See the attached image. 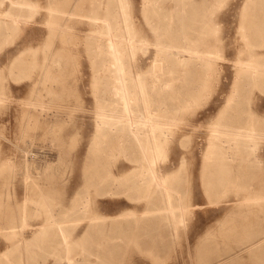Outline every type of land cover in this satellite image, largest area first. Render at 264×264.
<instances>
[{
    "label": "rangeland",
    "instance_id": "rangeland-1",
    "mask_svg": "<svg viewBox=\"0 0 264 264\" xmlns=\"http://www.w3.org/2000/svg\"><path fill=\"white\" fill-rule=\"evenodd\" d=\"M24 1L31 4L17 10L21 21L0 37V264H55V260L60 261V256L64 254L59 250L65 249L59 246L57 225L51 222L65 220V226L72 234L71 239L78 242L88 228V219L117 213L125 228L128 221L132 220L129 210L135 209L140 213L147 208L148 201L142 198V194L134 191L125 190L126 194L107 195L85 181L84 171L90 161L89 151L98 133L97 114L111 103L109 95L104 94L106 87L103 85L106 73L102 69L107 67V57L97 54L99 42L89 38L93 33V26L89 23L90 19L84 8L90 4L98 5L99 8V0H80L77 10L66 13H62V10L73 8L76 0H70V6L65 5V0H59L60 26L56 31H53V23L49 21V7L53 5V0ZM102 2L105 4L106 0ZM145 2L146 0H125L124 18L129 19L139 36H144V44L136 47L133 63L139 65L135 67V75L140 67L141 73L148 77L158 50L156 40L154 44V20L157 19V14L146 15ZM245 2L246 0H217L211 15L207 17L218 22L220 36L223 37L222 45L212 49L218 70L209 72V77L205 75V71L197 68L194 74L199 76L198 82L188 86L185 82L192 67H188L184 61L179 64L172 59L169 64L166 63L164 76L175 85L168 94L169 115L174 112L173 107L182 106L183 110H179V116L171 120V142L164 148L166 151L162 150V155L166 156L164 164L168 165V172L177 169L181 158L186 157V170L180 177L187 178V182L180 184L176 192L182 197L181 201L175 200L176 205L185 204L186 210L178 216L177 223L173 226L162 221L158 229H152L154 226L148 224L147 228L144 227L142 238H138V244L135 229L132 228L133 243L127 244L126 235L130 234L127 232L129 230H119L112 221L95 219L98 230L95 228L96 232L92 231L90 240L79 245L82 249L75 246V243L71 249L74 250L73 253L78 251L79 255L76 256L84 264L104 261L103 264H213L217 258L225 256L223 250L231 244L234 246L230 250H245L246 244L238 246V243H233L232 238L226 237L234 233L245 235L252 232L250 228L253 229L255 225L247 230L240 231L238 228L232 232L230 228L233 225L235 227L243 221L257 220L263 223L264 228V205L257 200L264 195V171L242 175L232 169L217 174L203 167L211 129L218 122V112L233 89L236 78L234 75L238 68L236 60L240 56V49L244 47L240 25ZM103 11L102 7L100 12ZM96 20L97 18L93 21ZM26 47L30 48L29 56L11 66L12 59ZM58 52L59 79L39 76L40 71L44 74L42 65L46 55L52 60ZM46 83L49 86L52 84V91L55 94L58 91L59 96L49 95ZM190 95L196 96L195 102L192 101L189 105L176 102L177 98ZM248 106L253 109L261 107L259 118L264 121V86L254 88ZM44 122L46 125H43ZM262 129L264 133V127ZM256 143L258 153L255 154L262 157V162L258 161V164L264 166V134ZM96 146L98 149L101 147L99 144ZM128 151L102 148L97 154L103 158L105 169L109 167L119 175L138 165ZM215 178L231 181L229 184L212 183ZM245 178L248 181L246 183L236 181H243ZM217 185L220 186L219 190L208 191V187ZM241 192H244L243 196ZM74 197L77 198L76 202L72 201ZM86 197L89 200L84 202ZM83 205L79 211V206ZM49 217L53 220L48 219ZM23 220L26 221L25 224ZM133 222L135 226L136 221ZM50 223L57 230L50 233H58L55 234L54 243L51 242L47 250L36 245L34 248H37L35 250H38V254L30 258L27 241ZM109 239L120 244L118 249H114L119 251L112 254L111 262V256L102 254L107 249H100ZM225 239L228 241L226 247ZM153 240L157 244H153ZM19 245H22V250Z\"/></svg>",
    "mask_w": 264,
    "mask_h": 264
},
{
    "label": "bare ground",
    "instance_id": "bare-ground-1",
    "mask_svg": "<svg viewBox=\"0 0 264 264\" xmlns=\"http://www.w3.org/2000/svg\"><path fill=\"white\" fill-rule=\"evenodd\" d=\"M79 1L80 0H76L73 8H64L62 13L77 10L80 7ZM165 1H167V3H164ZM216 1L217 0H146L144 13L146 15L148 13L157 14V19L154 20L156 23L154 27L156 39H154V41L156 40L157 44H155L156 41L154 44L156 46L158 45L156 57L152 62L148 77H145L141 73L140 67H138V71L135 75V67L139 65H135L133 59L136 53V47L144 44V34L142 35L143 37L139 36L137 33L138 31L131 25L129 19L127 20L124 18L125 0H106L105 4H103L102 0H99V8L98 5L93 4L84 7L90 19L89 23L93 26V33L90 32L92 34L89 38L99 42V53L97 54L106 55L107 57V67L102 69L106 73L103 77V79H105L103 85L106 87L104 94L109 95L111 102L97 114L98 133L96 139L93 141V145L90 144L91 150L88 155L90 161L87 164L88 167L84 171L85 181L88 185H94L97 191H103V193L107 195H121L123 193L126 194V191H134L137 194H142V198L148 201L147 208L145 207L146 209L141 210L140 213L135 209L129 210V214L132 215V220L128 221L125 228L122 227L123 225L119 220L120 214H105L101 217L104 221H112V224H116L115 227L119 230H129L127 232L130 234L126 235V238H128L127 244L133 243V237L131 236L133 233L132 228L135 229V239L138 244L140 241L137 240L138 238H142L144 227L147 228L148 224L154 226L151 227L152 229H158L162 221L166 225L173 226L177 223L178 216L186 210L185 204H175V200L181 201L182 199V197L178 196V193H176L178 186L187 182V178L184 179L180 177L186 170V157L183 156L181 158L177 169L168 172V165L164 164L166 156L162 155V150L171 142L170 137L173 134L171 120L177 118L179 110H183L180 105H184V103L189 105L196 99V96L190 95L184 98H177L176 102L180 104V107H173L174 112L169 115L168 111H170V106L168 94L172 92L175 85L173 82L169 81L168 77L164 76V74L166 73V63L168 62L169 64L170 59L179 64L184 61L183 63L187 64L188 67H192L190 68L192 73L190 72L187 74V80L185 82L188 86H192L194 83L198 82L197 79L199 76L194 74L197 68L205 71V75L208 77L209 72H213L214 69L218 70L213 59V50L222 45L223 37L220 36L218 22L215 19H207L208 15H211ZM53 2V5L49 7L51 16V20L49 21H52L54 26L52 29L56 31L59 30L60 26V5L59 0H53ZM71 2L70 0H65V5L70 6ZM102 7L104 11L100 12ZM54 16L57 17L54 18ZM241 17L242 23L240 26L244 38V47L240 49V56L238 59H235L238 66L236 75H234L236 78L233 82V89H231V92L229 91L230 94L226 102L218 112L219 120L215 122V126L211 129L206 151L204 153L205 160L203 167L214 173L232 169L241 173L253 168H264L263 165L260 166V164H258V161L259 163L262 162V157L255 154L258 153L256 152L258 144L256 142L260 138L262 139L264 134L262 129L264 127V121L259 118V109L261 107H259V109H253L248 106L254 88H261L264 86V0H246ZM11 18L18 23L17 15L11 14ZM95 18H97L96 22L93 21ZM29 53L30 52H28V54ZM51 59L52 60H49L46 55L42 65L44 74L40 71L39 76H44L48 79L50 77H55L54 79L58 80L59 52ZM218 76L220 77V75ZM43 82H45V80ZM199 84L203 86V84ZM45 86L49 95L54 94L59 96L58 91L56 94L52 91V84L49 86L48 83H46ZM43 125H46V123L44 122ZM98 144L101 146L99 149L96 146ZM102 148L104 150H113L116 148L129 150L133 155L134 161L138 162V165L131 171L116 175L109 167L108 169L103 167L105 162L103 158L97 154V151ZM123 152L126 153L125 151ZM253 157L255 158L254 160L249 159ZM87 161L85 162L87 163ZM162 162L163 164H161ZM229 181L231 180L220 181L216 179L213 180L212 183L224 182L229 184ZM233 181L234 180H232L231 183H233ZM236 181L239 183L246 182L245 180ZM219 187L218 185L213 188L208 187V191H217ZM237 190H239V186ZM242 193L244 194V192H241V195ZM87 197L84 199V202L89 200V197ZM238 197L242 202L240 196ZM30 199L31 198H29V200ZM75 199L77 198L74 197L72 201L74 200L76 202ZM259 199L263 202L264 195L257 198L258 201ZM257 200L253 201L257 202ZM242 203H244V201ZM83 207L84 205L79 206L78 210L80 211ZM19 209L21 208L19 207ZM88 212L89 210L87 214ZM52 214L54 215V213ZM53 217L57 218L55 215ZM99 218L100 217H93L88 219V228L86 227L87 230L85 234L83 232L84 235L82 234L81 241L78 242L71 239L72 234L66 228V223H64L65 220H59V223H57L54 219L55 221L51 222L57 225L56 228L60 240L59 246L65 249L59 250L60 252H64V254H60L62 259L60 261L55 260V264H84V261L76 256V254L79 255L78 251L77 253H73L74 250L71 249L74 243L76 244L75 246H79L80 244L84 245V241L90 240V237L93 235L92 231L94 230L96 232V230H98V228H96L97 223L95 219ZM48 219H50V217ZM50 220L52 221L53 218ZM79 220H81V218ZM133 220L136 221L135 226H133ZM23 221L21 222L25 224L26 221ZM51 223L44 226L40 231H37L35 235L27 241L28 245L26 247L29 249L28 255L30 258L34 257V254H38V250H35L37 248H34L36 245H40L42 249L47 250L51 242L52 244L54 243L53 241L56 239L55 234L58 233H55V231V234L50 233L52 230H56V228L51 226ZM11 227L15 228L14 226ZM37 228L40 227L38 226ZM71 232L73 233V231ZM153 241V244H157L155 240ZM19 246L16 248L19 249ZM85 246H83V248ZM119 247V243L109 239L106 244L100 248L107 250H100V252L102 251L103 255L111 256V258H109L111 262L112 254H116L119 251L114 249H118ZM13 250H15V246ZM80 251L82 250H79V252ZM14 256L12 258H14ZM22 256L24 255H21V257ZM103 263H105V261L98 264Z\"/></svg>",
    "mask_w": 264,
    "mask_h": 264
},
{
    "label": "crops",
    "instance_id": "crops-1",
    "mask_svg": "<svg viewBox=\"0 0 264 264\" xmlns=\"http://www.w3.org/2000/svg\"><path fill=\"white\" fill-rule=\"evenodd\" d=\"M30 4H31L30 2L24 1V0H2L0 2V37H2L3 35H6V33L10 30L11 27L18 25L19 22L21 21V19L18 16L17 10L21 8L22 6L30 5ZM11 14L18 16V23L12 20ZM29 51H30L29 47L21 49L19 53L12 59L11 66H13L15 62L20 61L21 59H23L24 61L26 59V56L27 57L29 56L28 54ZM263 171H264V168L259 167V168L249 169V170H246L245 172H241L238 174L248 175V173H252V172L263 173ZM216 179L218 178H215V180ZM244 180L246 181L247 178H245ZM222 183H216V184H222ZM259 202H261V199H259ZM261 204L264 205V201L261 202ZM256 223H259V224H256ZM253 225H255L254 228L253 229L250 228L251 226L253 227ZM238 228L240 229V231H242V229L247 230L250 228L252 232H248L245 235L243 234L237 235L234 233L235 235L231 234V235H228L226 238H232V240H234L233 243H238V246L246 244L244 245L245 250H230V247L234 246V244H231L230 246H228L227 248L223 250L226 253L225 256L221 258H217V260H215L213 264H264V235L261 236V233L264 231L263 223H260L257 220L243 221L241 223H238V226L234 227L233 225V227L230 228V231L234 232ZM224 244H225V247L228 244V241L226 239L224 240ZM201 248H203V246H201ZM228 250L230 251L228 252ZM221 252L222 251H220V253ZM210 255L212 254L210 253Z\"/></svg>",
    "mask_w": 264,
    "mask_h": 264
}]
</instances>
